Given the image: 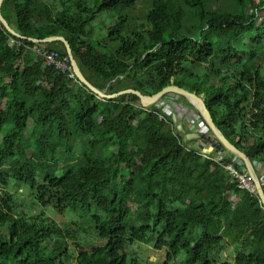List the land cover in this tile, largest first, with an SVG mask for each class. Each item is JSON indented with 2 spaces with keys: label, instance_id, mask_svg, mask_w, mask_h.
<instances>
[{
  "label": "trees",
  "instance_id": "1",
  "mask_svg": "<svg viewBox=\"0 0 264 264\" xmlns=\"http://www.w3.org/2000/svg\"><path fill=\"white\" fill-rule=\"evenodd\" d=\"M58 1L13 0V21L3 16L20 46H8L18 37L0 22V264L72 257L54 219L16 211L11 178L37 205L89 217L102 243L75 242L77 264H139L128 252L138 242L164 249L161 264L181 253L182 264H229L227 249L233 264H264V208L226 169L236 155L192 147L169 106H144L134 93L101 98L42 67L35 48L62 43L29 39L63 35L107 93L175 84L204 95L225 137L264 162V0H220V9L211 7L219 0H141L139 12L140 0ZM103 11L111 20L101 33L94 22ZM76 142L77 153L66 149ZM61 146L59 169L51 161Z\"/></svg>",
  "mask_w": 264,
  "mask_h": 264
},
{
  "label": "rangeland",
  "instance_id": "2",
  "mask_svg": "<svg viewBox=\"0 0 264 264\" xmlns=\"http://www.w3.org/2000/svg\"><path fill=\"white\" fill-rule=\"evenodd\" d=\"M45 1L55 7H59L58 0H45ZM141 9H142V1L140 0V5L138 4L136 12L141 11ZM105 14H107V11H103L94 22V25L98 26L97 32H101V33L104 32L106 26L110 24L109 22L111 18L106 19V16L104 18ZM102 18H104L103 22L101 21ZM51 47L56 48V50L58 49L59 51H64V47L62 44L52 45ZM86 73H88L90 77L94 79L93 75L90 72L86 71ZM104 90L106 91V89ZM166 97L170 99V104L166 106H169L173 111L175 110L176 113L179 110H181L182 107H184L180 104L183 105L186 104V106L190 108L187 112V117L191 116L193 111L196 110L193 104L187 98L186 99L180 98V96H178V94L176 93H172V94L170 93ZM163 99H165V97ZM158 106L160 108L161 104L159 103ZM80 146H81L80 142H76L72 146H66V149L72 150L74 153H77ZM63 150L64 148L61 146L58 152H56V154L53 156V161H51L52 163L57 162L56 167L59 169H61V164H62V160H61L62 154L59 155V153L60 152L62 153ZM32 151H34L33 148L30 149V152ZM7 189L15 197L16 211L19 214L24 215L25 219L30 220L39 213L43 212L45 215L50 216L52 219L56 221V223L58 224L57 235L65 238L69 248V253L72 256L69 258V262H66L67 264H77V262L75 261V257L77 256V249L74 244L75 242H79L80 244L86 247L102 243V240L97 238L94 232L89 229V225H90L89 217H86L83 213L80 212L74 213L71 212L70 210H66L64 213H59L51 205L46 207L37 205L36 203L33 202L30 196L28 186L25 185L24 183H20L16 181L14 178H11L9 180ZM94 212L98 213L97 209H95ZM128 252L130 253L131 256L137 257L139 264H161L165 260V250L156 249L154 245L151 243H143V242L135 243L134 245L128 248ZM231 254H232L231 250L227 249L226 253L224 252L221 253V256L227 258L229 264H233L232 260H230ZM182 257H183V253H181V255H179V258L175 259L172 262V264H182L180 262V258Z\"/></svg>",
  "mask_w": 264,
  "mask_h": 264
},
{
  "label": "water",
  "instance_id": "3",
  "mask_svg": "<svg viewBox=\"0 0 264 264\" xmlns=\"http://www.w3.org/2000/svg\"><path fill=\"white\" fill-rule=\"evenodd\" d=\"M3 1L4 0H0V22L12 35H15L17 37H23L11 27V25L3 16L1 11V6ZM29 39L33 42L47 43V44L52 43L54 41H60L64 47L66 54L70 59L72 70L75 73L78 81L84 84L89 90H91L93 93L100 96L101 98H114L123 93H134L140 97L142 105L149 106L155 104L165 94H169V93H176L186 97L193 104V106L199 111V113L201 114V116L203 117V119L205 120V122L207 123L210 129V133L200 134L197 132L188 131L185 133V137L187 139H198L200 141L198 147L204 152H211L213 150L223 151L226 149L230 151L232 154L236 155L238 158H240L248 169L249 175L251 176L255 184L256 192L264 208V189L259 179V176L255 171L252 161L244 151H242L241 149L236 147L235 144L230 142L216 126L213 117L211 115V112L205 103L204 96L200 97V95H198L197 92L195 91L191 92L188 89L179 87L175 84H170L152 95L143 94L141 91L134 88H127L117 92L107 93L104 89L98 88L94 83H92L86 77L84 71L81 68L80 63L73 54L69 41L63 35H52L43 39H36V38H29ZM172 118L174 123L176 124L177 130L182 131L185 126L184 123H177V118L175 113L172 114Z\"/></svg>",
  "mask_w": 264,
  "mask_h": 264
},
{
  "label": "built area",
  "instance_id": "4",
  "mask_svg": "<svg viewBox=\"0 0 264 264\" xmlns=\"http://www.w3.org/2000/svg\"><path fill=\"white\" fill-rule=\"evenodd\" d=\"M212 8L220 9L221 8V1H214L211 5ZM24 37H18L13 38L10 37L7 40L8 46H20L23 44L22 40ZM35 52L38 55L40 59V64L42 67H53L56 70H59L61 72H67V75L69 78L78 80L73 70L71 71L69 67L70 59L68 55L61 54L56 49H49L43 45L37 46L35 48ZM162 97L159 101L155 103V105H158L159 103L167 100L168 98L165 97L163 99ZM188 107H182L181 110H179L176 114L179 117H186L188 112ZM184 127L187 128L188 131L191 132H197L200 134L208 133L210 131L207 123L203 119L200 113H196L193 116H191L190 119L185 120ZM239 158L232 159V161L226 165V169L228 170L231 177L237 181L240 184V187L242 189L248 190L250 192H256L255 184L252 180V178L248 175L242 172L235 164L239 163Z\"/></svg>",
  "mask_w": 264,
  "mask_h": 264
},
{
  "label": "crops",
  "instance_id": "5",
  "mask_svg": "<svg viewBox=\"0 0 264 264\" xmlns=\"http://www.w3.org/2000/svg\"><path fill=\"white\" fill-rule=\"evenodd\" d=\"M6 5H7V9H6V11H4L3 12V14L6 16V18L7 19H9L10 21H13V17H14V2H13V0H7L6 1ZM8 21V20H7ZM85 73V72H84ZM85 75H86V77L88 78V77H90V75L88 74V73H85ZM90 81H92V83H95V84H97L96 82H97V80L94 78L93 80H90ZM168 98V97H167ZM161 104V106H160V109L161 108H163V107H166V105H168V104H170V99L168 98L167 100H165V101H163V102H161L160 103ZM180 105H182V106H184V107H187L186 106V104L185 105H183V104H180ZM181 106V107H182ZM195 108V107H194ZM188 109H190L189 107H188ZM196 109V108H195ZM197 110V109H196ZM193 111V113L191 114V116H193L194 114H196L197 113V111ZM173 113H175L176 114V111L174 110V112ZM172 113V114H173ZM191 116H189V117H179V116H177V114H176V118H177V123H183L185 120H187V119H190L191 118ZM176 125V124H175ZM182 132V134H183V136L185 137V133L186 132H188V130H187V128L186 127H184L183 128V130L181 131ZM208 133H210V131L208 132ZM190 140H192V142H191V146L192 147H196V148H199L198 147V144H199V140L198 139H190ZM204 152V151H203ZM206 153H209V156L211 157V158H215V159H218V158H222V157H224V156H230V154H231V152L230 151H228V150H223V151H219V150H213V151H211V152H206ZM234 159H237V157L236 158H234ZM239 160H240V162H239V164H244V162L239 158ZM245 165V164H244ZM253 165H254V168H255V171H256V173H257V175L259 176V179H260V181H261V184H262V186H263V189H264V162H262V161H256V162H254L253 163ZM245 168L247 169V167L245 166ZM247 171H248V169H247ZM248 174H249V172H248ZM231 260V259H230Z\"/></svg>",
  "mask_w": 264,
  "mask_h": 264
},
{
  "label": "bare ground",
  "instance_id": "6",
  "mask_svg": "<svg viewBox=\"0 0 264 264\" xmlns=\"http://www.w3.org/2000/svg\"><path fill=\"white\" fill-rule=\"evenodd\" d=\"M200 97H202V96H200ZM250 176V175H249ZM251 177V176H250Z\"/></svg>",
  "mask_w": 264,
  "mask_h": 264
}]
</instances>
